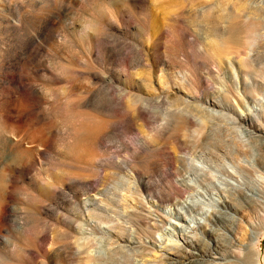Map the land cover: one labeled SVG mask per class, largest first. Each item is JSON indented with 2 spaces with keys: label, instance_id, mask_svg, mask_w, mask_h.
<instances>
[{
  "label": "rangeland",
  "instance_id": "374dc122",
  "mask_svg": "<svg viewBox=\"0 0 264 264\" xmlns=\"http://www.w3.org/2000/svg\"><path fill=\"white\" fill-rule=\"evenodd\" d=\"M213 2L222 22L230 11H242L238 6L250 11L264 4L0 0V264H80L75 248L65 247L63 230L68 228L79 236L88 228L91 234L86 235L98 239L97 255L122 251L130 261L120 264H175L174 257L184 260L182 255L189 253L195 259L178 264L235 260L230 231L216 226L209 213L223 211L224 201L245 203L229 184L241 176L232 164L234 178L222 172L216 144L228 134L235 145L249 149L243 166L264 176L251 129L241 120L250 116L264 128L259 117L264 80L240 68L239 60L252 57L253 50L241 53L245 39L239 24L225 33L224 46L232 53L223 65L230 73L201 46L197 26L214 20L208 9ZM207 40L215 45V38ZM177 108L193 110L171 116ZM175 156L180 160L171 169L167 163ZM70 175L92 181L100 194ZM89 196L102 206L104 196L114 201L117 232L106 222L95 231L71 211ZM41 205L49 212L39 210ZM192 205L209 211L190 210ZM253 211L246 210V217L232 211L236 239L249 249L256 233L264 236V215ZM133 214L140 215L141 225L161 229L139 233L130 227ZM85 217L92 218L90 210ZM22 219L28 220L24 230L17 226ZM214 226L221 234L209 237L203 229ZM126 228L135 242L119 239ZM43 234L55 241L44 240ZM235 261L247 262L244 256Z\"/></svg>",
  "mask_w": 264,
  "mask_h": 264
},
{
  "label": "bare ground",
  "instance_id": "6f19581e",
  "mask_svg": "<svg viewBox=\"0 0 264 264\" xmlns=\"http://www.w3.org/2000/svg\"><path fill=\"white\" fill-rule=\"evenodd\" d=\"M244 6H245L244 4L242 6H238L239 9H242V11L239 10L230 11L229 14H227L226 16V21L222 22L223 19L219 16V9L217 3L213 2L209 4L208 9L212 12L214 16V20L206 22L204 18L203 21L206 22V26L204 25L197 26L201 32L200 33V39L202 43L201 46L206 47L207 51L208 50L212 51L211 55L219 63L220 69L223 71L225 69L224 71L225 74L226 72L230 73L231 68L228 65L225 67L223 65L226 64L227 62L225 56L232 53L229 48L224 46L225 33L234 25L239 24L240 25L239 27L242 30L245 39V43L243 45V49L241 50V53H244L246 49L253 50L252 57L247 54L246 57L241 58L239 60L240 68L244 70L245 73L247 74L253 73L255 75L261 76L262 77L261 79L264 80V4L259 8H252L250 11H246ZM208 37L215 38V45L212 44V40H210V42L207 40ZM217 46H220V48ZM236 53L237 54L235 55L239 56L237 51ZM180 104L181 103L178 102L176 106H179ZM192 110L193 109L188 110L187 108H183L179 110V108H177L175 112H172L170 115L172 116L176 112H190ZM259 117H262L264 119V111L260 113ZM241 120L244 123H246L251 129L250 133H251V137L254 138L253 142L256 153L257 155H260L259 164L261 163V167L264 169V162H262V157L264 156V128L257 126L255 120L250 116L247 118L241 117ZM97 131L100 134V129H98ZM222 137L223 139L216 144V146L219 147V149L222 151L221 153L218 152V158H223L222 163L219 165V167L221 168L222 172L230 178H234V176L236 175L230 169L229 164H232L234 166L236 173H240L241 178L239 177L234 178L237 183L230 182L229 184L233 186L241 194H243L244 197L243 199L245 203L232 204L228 201H224L222 203V206L225 208L223 211L217 209L215 210L216 212L215 214L209 213V215L216 226L225 227L230 231L229 240L232 246V250L230 251V256H232L237 261L241 260V257L244 256V258L247 260L246 264H263L264 253L262 249V240L264 236L263 238H261L258 236L259 233H256L251 240L253 249H249L248 246L244 248L236 239L238 227L236 224V217L235 215H233L232 211H238L240 212L241 216L246 217V215H244L246 213L244 212L246 210L249 211L253 209L254 210L253 212L255 213L256 211H258V215L260 214L264 215V176L260 174L256 175L255 173L256 170H254L253 168L243 166L242 157L247 153V150H249L247 147H245L242 144L235 145L234 140L226 133ZM99 138L100 135L98 136V139ZM99 156L100 155H98L97 159H99ZM226 158H229L230 162L227 161ZM178 160H180V158H178L177 156L172 157L167 163V166L170 167L171 169H174L177 165L176 163L178 162ZM103 177L104 176L100 177L99 174L98 180L99 181L103 180L102 179ZM69 178L70 180H73L75 183H79V185L86 187L87 190L96 191L97 194H100V188L94 186L92 181H88L87 179H82L79 176H72V175H70ZM244 185H247V187H244ZM48 189L51 190V188ZM246 189H248V191ZM227 190L229 189L227 188ZM159 196L162 195L159 194ZM96 199L97 197L92 198L91 196H89L88 199L84 200L83 203L76 202L75 206L72 205L74 207L71 208V211L77 213L80 218H84L95 231L99 232L103 230L104 227L100 223L106 222V223H113L112 225L109 226V230H114L115 228V232H117L116 231L117 224H114L113 215L111 212L114 201L104 196L103 200L105 203L102 206L97 203L98 201H96ZM247 199H249L250 202H248ZM40 201L43 202L42 200ZM246 204H249L250 206L246 207ZM46 205L39 206L40 207L39 210L49 212V209ZM61 209L66 210L65 206H62ZM189 209L197 210V212H203V213H208L209 211V210L204 211L200 206L195 207L194 205L189 207ZM85 210L91 211L92 218L85 217ZM138 217H140V215L135 217V214H133V217L132 218L130 217L128 219L131 220L132 222L130 224L131 225L130 227H133V229L137 230L139 233L141 230L142 231L145 230V231H149V233L151 234H155L159 231V229H161L156 224H150L149 227L141 225L137 220ZM27 221L28 220L22 219L20 221V224H17V226L20 225V228L24 230L28 225ZM262 221L264 223V217L262 218ZM183 229L187 230V228H183ZM203 230L205 234L208 235L209 237L212 236L217 237L219 234H221L220 228H216L215 226L209 229L205 228ZM126 231H127L126 234L119 233V239L124 242L133 240V238H131L130 228H128ZM8 232H10L9 229ZM86 234H91L88 231V228L83 230L80 236L74 234L73 231H71L69 228L67 231L63 230V235L64 237L67 238V241L65 242V247L70 250L75 248L78 261L80 264H120V261H124V260L130 261L129 257L120 250H115L114 252L110 253L108 257L95 254L93 252V249H95L98 246V239L93 235H86ZM42 238L44 240L50 241L51 243L55 241V237L49 234H45V235L43 234ZM43 239L42 241H44ZM183 240L187 245L189 244L193 247H195L196 245L195 242L193 240H190L188 237H184ZM10 242L12 243L13 241ZM133 242H135V240H133ZM139 242L142 241L139 240ZM206 253L207 251L201 247L200 255H205ZM210 253L212 254L215 252H210ZM175 254L177 255V252H175ZM182 257L184 258V260L174 257L172 263L178 264L179 262L185 263V261L191 262L195 259L196 256L195 254L189 253V254H183ZM218 258H223V256L220 255V257ZM235 260H228L225 263H218V264H236Z\"/></svg>",
  "mask_w": 264,
  "mask_h": 264
}]
</instances>
